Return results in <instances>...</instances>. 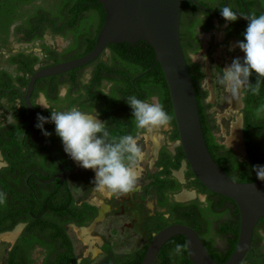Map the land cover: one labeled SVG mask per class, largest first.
Instances as JSON below:
<instances>
[{"label":"flooded vegetation","instance_id":"1","mask_svg":"<svg viewBox=\"0 0 264 264\" xmlns=\"http://www.w3.org/2000/svg\"><path fill=\"white\" fill-rule=\"evenodd\" d=\"M196 2L199 5L183 8L181 38L185 47L190 49L186 52L190 61L198 63L202 70L203 68L200 64L201 61L195 59V55L200 52L205 44L207 47L210 45V36L212 33L216 34L215 37L218 42L221 43L228 39L233 40L234 42L242 41L244 39L243 34L248 24V21L243 17L249 16L253 13L257 16L264 14V0H196ZM86 3L87 2H85V4ZM73 4L74 0H0V48L5 45L9 46L10 44L13 46L19 45L16 52H9L6 54L3 61L9 66H12L14 68V72H11L7 67L0 65V111L3 110L2 98L6 95L16 96L20 99L21 103L20 110L12 111V118L10 120L7 119L5 122H1L0 126L22 121H24L27 125L31 117L22 98V94L25 91L22 92L20 87H25L26 90L27 82L31 73L35 70L33 67L39 60L40 54L36 52H25L27 51L24 49L26 45L30 47L33 46L32 49L41 51L45 57L50 59L47 64L39 66L38 68L66 61L87 53L86 50L88 48L89 41L93 39V36L95 35L102 19V13L98 10V8H96L97 5L91 6L88 9H81L78 11L75 22L72 25L71 20L74 15L73 12H71V7ZM80 6L82 5H78L77 9ZM225 6L230 7L241 17L234 22L226 21L221 15V9ZM47 37L50 38L51 43H53L52 39L56 38H60L63 43L57 47H51ZM196 46H199L198 50L196 52H192L191 49ZM106 51H108L107 60L100 57L93 66L58 78L51 82H39L31 98L39 111V114L45 117H50L51 115V110L41 107V103L49 105L52 110L58 111L64 106L68 108L69 103L75 96L82 95L83 97L78 101L77 107L85 108L86 111L89 110V112L93 115L98 113V118L102 121L103 117L100 114L102 103L100 104L98 97L100 96V93L97 92V89L100 88L101 90L107 91L112 85V80H103V83H101L98 87H96V84L93 85L91 90H88L87 86L90 83V80L94 77L93 70L97 68L98 62L100 60H109L110 51L109 49ZM34 57L36 60L31 65L32 71L29 72L23 65L27 64ZM241 59H243V57ZM121 65L127 66L128 63L121 62ZM21 72L29 73V78L25 80ZM74 76L75 80L80 82L81 88H72V78ZM21 78L22 80H20ZM24 82H26L25 85H23ZM13 92H16V94ZM141 92V96L145 94L142 89ZM241 92L238 95L239 100L236 104L238 106H242L243 103L241 101ZM91 94H95V97H91ZM154 97L157 98V96L154 95L151 96L150 99L142 98V100L153 101ZM37 99H40V104L36 102ZM17 115L19 116L18 118ZM23 115L27 117V120L23 119ZM26 125L21 132L23 137L28 135ZM44 129L52 133V135L46 137L38 128L37 132L56 149L58 157L57 161H55L29 137L33 141L32 147L30 149L23 148L20 150L17 158L18 164L16 169H13L10 166L9 160L5 158L3 154L4 148L0 147V157L2 161V168L0 171L2 172V178L6 177L9 183H12L19 191V201L22 204H31L34 208L33 211L20 213V217L22 218L10 230H3L0 232L1 237L2 233H9V231L12 232L19 226L22 227L20 232L15 237L16 240H13L16 242L7 252L5 264L8 263L9 252L13 251L14 248L16 249L14 260L21 263L71 264V252L69 253L66 246H61V236H51L56 229L52 226H46L44 224V220L57 221L63 229L64 225H67L68 223H73L79 226V228H87L91 226L79 225L74 220L66 219V215L61 216L48 209L50 204L60 205L64 203L69 198V192L72 193L67 179L68 172L72 165V159L64 151V148L62 147L63 144H60V138L55 134L54 123L44 124ZM225 144L231 146L239 153L244 152L245 146L243 145V138L242 150L236 149L231 144H228L227 141ZM170 151L173 154L175 153V149L174 151ZM25 158H27V160ZM182 161H185L184 158L181 160V164ZM173 170L177 172L179 171V168L172 169V175ZM181 170L183 179H181V174L173 175L180 183L181 180H185L183 168H181ZM52 177V180L46 182V180ZM191 182L196 183L195 181ZM197 187L200 189L199 186ZM183 190L184 188L180 189L178 192L172 193L171 196L173 199L176 201L180 200L177 196ZM194 193L195 195H203V198L198 196L197 198L199 199L197 200L204 201L206 199L207 194L205 192L200 193L197 189H194ZM179 202L184 201L181 200ZM73 205L77 204L73 202L67 204V207L69 206L70 208ZM40 208L44 209L40 211ZM165 216L167 217L168 214H165ZM9 220L11 219H6L4 223L8 224ZM223 240H225L224 247L221 245ZM6 242L10 243L9 241ZM97 243L101 244V242ZM85 244L88 243L85 242ZM226 245V236H215V250H213V253L217 252L219 256H222L225 253ZM63 255L68 258L66 262H62V260H60V257ZM170 264L183 263L181 261L172 260Z\"/></svg>","mask_w":264,"mask_h":264},{"label":"trees","instance_id":"2","mask_svg":"<svg viewBox=\"0 0 264 264\" xmlns=\"http://www.w3.org/2000/svg\"><path fill=\"white\" fill-rule=\"evenodd\" d=\"M85 2L87 3L85 4ZM78 5L82 6L77 9ZM95 5L101 11L102 19L93 39L89 41L86 52L94 47L96 35L104 21L105 11L102 6L92 2V0H74V4L71 7V12L74 15L71 20V24L73 25L79 10L88 9ZM181 45L196 83L195 92L200 100L205 140L210 153L216 162L235 180L253 181L258 179L257 173L253 171V166H264V111L258 112V109L264 108V78L260 79L259 94H253L250 88L242 89V137L247 157L241 160L234 150L217 140L214 133L215 125L210 123L207 113L210 103L204 102L208 93L207 90L200 86L205 73L201 70L198 63L190 61L186 53L190 49L185 47L182 38ZM198 48L199 46H196L191 51L196 52ZM108 49L110 51L109 60H100L98 62L97 68L93 70L94 77L90 80L87 89L91 90L95 84L98 87L103 83V80H112V85L107 91L98 88L97 92L100 93V96H98L100 104L102 103L100 114L110 134L109 139L116 140L121 136H134L142 131V129L136 127L132 115L133 110L127 103L128 97L136 96L142 100V98L150 99L151 96L155 95L158 98V103L164 106V110L169 115L172 114V107L163 71L160 64L155 61V54L149 43H140L138 51L131 46ZM35 60L36 58L34 57L27 64L23 65L26 70L32 71L31 65ZM121 62H127L128 65L123 66ZM72 80V88H81V84L75 80V76ZM256 80L257 76L253 73L249 78L253 87ZM25 84L26 82L23 83V85ZM141 89L145 92L142 96ZM13 93L16 94V92ZM91 97H95V94H91ZM25 125L26 123L22 121L0 126V147L4 148L3 154L9 160L10 166L13 169H16L18 164L17 158L20 150L32 147L33 141L29 136L23 137L21 134ZM171 139H178L177 131L171 135ZM59 140L61 144L62 141L61 139ZM183 158L184 155L180 146L175 148L174 154L166 146H162L159 149L158 157L155 161V165L159 167V170L149 176L151 180L143 188L145 195L151 194L149 188H152L154 191L155 215L149 217L147 225L152 232H156L172 222L186 223L199 233L215 261L223 262L229 257L236 245L239 230L238 208L233 200L208 193L196 178L195 184L200 187L202 192L207 194L206 199L204 201L195 199L186 202L174 200L171 194L178 192L182 188V183L171 174V170L179 168ZM25 159L27 160V158ZM190 175L194 176L192 172H190ZM0 192L6 194V202L0 205L1 232L3 230H10L22 218L20 217V213L33 211L34 208L31 204H22L19 201V191L12 183H9L6 177L2 178L1 171ZM68 197V200L60 205L50 204L48 209L61 216L66 215V219L74 220L79 225L88 224L96 214L95 207L89 203H82L69 208L67 204L73 203L72 193L69 192ZM43 209L40 208V211ZM165 214H168V216L166 217ZM6 219H11L8 224L4 223ZM44 224L56 229L51 236H61V246L68 248L69 253L71 252L70 262L71 264H76L72 241L65 230L57 221L44 220ZM215 236L227 237L226 250L222 256H219L217 252L213 253V250H215ZM263 238L264 221L256 228L254 248L250 255L255 264H264V248L261 246ZM147 243L140 249L124 254H115L110 247L104 246L106 255L97 264H140ZM178 244L184 246L182 250L179 253L176 251L170 253V248L172 246L176 248ZM15 250L14 248L13 251L9 252L7 264H29V262L21 263L14 260ZM60 260L66 262L68 258L63 255L60 257ZM172 260L181 261L183 264H192L187 255L184 237L164 247L154 264H170ZM81 264L87 263L83 261Z\"/></svg>","mask_w":264,"mask_h":264},{"label":"water","instance_id":"3","mask_svg":"<svg viewBox=\"0 0 264 264\" xmlns=\"http://www.w3.org/2000/svg\"><path fill=\"white\" fill-rule=\"evenodd\" d=\"M92 2L102 6L105 11L94 47L81 56L37 68L30 75L22 94L31 115L26 125L29 137L55 161L58 160L56 149L37 132L39 111L31 98L39 82H51L93 66L108 48L131 46L138 51L140 43H149L168 87L184 160L208 193L235 202L239 212V230L236 245L229 257L217 262L194 228L181 222L169 223L152 234L140 264H154L164 247L182 237L192 264H244L253 252L256 228L264 221V181L235 180L216 162L208 149L200 100L195 92L196 83L181 45L183 7L199 4L196 0Z\"/></svg>","mask_w":264,"mask_h":264},{"label":"rangeland","instance_id":"4","mask_svg":"<svg viewBox=\"0 0 264 264\" xmlns=\"http://www.w3.org/2000/svg\"><path fill=\"white\" fill-rule=\"evenodd\" d=\"M215 35L216 34L213 33L211 34L210 45L207 47L205 44L200 52L195 55V59L201 61L200 64L205 73L200 86L207 90L208 93L204 102L210 103V107L207 109L209 121L215 125L214 133L217 139L221 142H226L236 126L240 127L242 135L241 108L243 103L242 106L236 105L239 96L235 97L223 83V68L230 65L233 58H242L244 54L238 47H234L236 42L233 40L228 39L221 43L218 42ZM47 38L51 47H57L63 43L60 38L52 39L53 43H51L49 37ZM18 46L19 45L13 46L10 44L9 46L5 45L0 48V65L7 67L11 72H14V68L3 61L6 54L9 52H16ZM32 48L33 46L30 47L26 45L24 49L27 50L25 51L27 53L36 52L40 54L39 60L33 67L34 69L50 61L41 51ZM233 48L234 50H230ZM101 57L107 60L108 51H105ZM204 57H206V60ZM21 74L25 80H27L30 75L26 72H21ZM20 90L24 92L25 87H20ZM82 97V95L75 96L69 103L68 108L64 106L58 111H66L73 107L78 108V101ZM2 100L3 110L0 111V123L5 122L7 119L10 120L12 118L11 112L20 110L21 108L20 99L16 96L6 95ZM39 100L37 99L36 102L40 104L41 102ZM153 100H156V103H158L156 97H154ZM41 107L43 106L41 105ZM78 109L90 113L89 110L86 111L85 108ZM170 116L173 118L170 127L154 130L151 133L142 129L140 133L134 135L144 152V159L140 164L142 166H140L142 168V174L138 189L127 195L116 196L99 191L93 183L95 172L91 169L82 168L77 162L72 160L67 179L73 195V202L77 205L89 203L96 209L94 218L88 225H84H91L87 227L88 231L86 230V234H79V236L75 231V228L79 226L73 223L64 225V229L72 241L76 264H81L83 261H86L87 264L99 263L106 254L104 246L110 247L115 254H124L140 249L150 240L153 232L149 229L147 221L149 217L155 215L154 191L152 188H149L151 194L145 195L143 188L150 182L151 178H149V176L159 170V167L155 165L159 149L162 146H167L170 150L174 151L175 147L179 146L178 139H171V135L176 131V124L173 113L170 114ZM22 117L24 120H27L26 116L23 115ZM237 155L241 159H246L247 157L245 149L243 153H237ZM1 168L2 161L0 157V169ZM181 168H183L185 173V180H181V189L184 188L183 191H188L191 196L188 198L177 196L180 199L177 201L183 200L185 202L191 199H199L197 198L198 196L203 198V195H195L194 193V189H197L200 193L203 192L198 189L195 183L191 182L195 181V176L190 175L191 170L185 161H182L179 171H172L173 175L181 174V179H183ZM174 198L176 199L175 196ZM15 242L8 243L0 239V264H5L7 252ZM85 242L89 244H85ZM97 242H101V244ZM221 245L223 247L225 246V240L221 242ZM261 246L264 248V238ZM174 250L175 246H172L169 252L173 253ZM244 264L255 263L249 256Z\"/></svg>","mask_w":264,"mask_h":264},{"label":"clouds","instance_id":"5","mask_svg":"<svg viewBox=\"0 0 264 264\" xmlns=\"http://www.w3.org/2000/svg\"><path fill=\"white\" fill-rule=\"evenodd\" d=\"M221 15L228 22L241 17L228 6L221 9ZM243 18L248 21L244 39L237 41L234 47H238L244 57L233 59L230 65L223 68L222 76L223 83L234 96H238L245 88H250L253 94H259L260 79L264 78V14L257 16L253 13ZM253 73L257 76L254 87L249 81ZM127 103L133 110L137 128L151 133L170 127L173 118L162 104L141 100L136 96L128 97ZM40 105L50 109L51 115L45 117L38 114L36 127L47 137L52 133L44 129V124L54 123L55 134L61 139L64 151L82 168L95 172L93 183L99 191L122 196L138 189L144 152L136 137L124 135L110 140L106 124L98 118V113L93 115L75 107L56 111L49 105ZM259 111H264V108ZM253 171L259 180L264 181V166L255 165ZM5 202L6 194L0 192V205ZM183 247L178 244L175 251L179 253Z\"/></svg>","mask_w":264,"mask_h":264},{"label":"bare ground","instance_id":"6","mask_svg":"<svg viewBox=\"0 0 264 264\" xmlns=\"http://www.w3.org/2000/svg\"><path fill=\"white\" fill-rule=\"evenodd\" d=\"M235 97H238V96H235ZM236 100V99H235ZM241 130H240V127L239 126H236L233 131H232V134L231 136L228 138L227 142L228 144H231L232 146H234L236 149L238 150H242L243 147H242V138H241ZM142 169V168H141ZM191 194L188 192V191H183L182 193H180L178 195V197H181V198H188L190 197ZM22 227H17L15 230H13L12 232L9 231V233H2L1 235V240H4V241H9V242H12L13 240H15V237L17 236V234L20 232V229ZM78 235H83V234H86V230L88 228H75ZM88 231V230H87ZM88 233V232H87ZM79 235V236H80ZM86 240V238H85ZM88 242V241H87ZM89 244V243H88ZM94 250V249H93ZM95 252V251H94ZM97 253V252H96Z\"/></svg>","mask_w":264,"mask_h":264}]
</instances>
